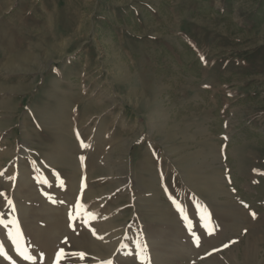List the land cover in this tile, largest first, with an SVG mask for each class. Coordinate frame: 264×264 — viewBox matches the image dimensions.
I'll use <instances>...</instances> for the list:
<instances>
[{
    "label": "rangeland",
    "instance_id": "rangeland-1",
    "mask_svg": "<svg viewBox=\"0 0 264 264\" xmlns=\"http://www.w3.org/2000/svg\"><path fill=\"white\" fill-rule=\"evenodd\" d=\"M0 218V264H264V0H0Z\"/></svg>",
    "mask_w": 264,
    "mask_h": 264
},
{
    "label": "snow or ice",
    "instance_id": "snow-or-ice-1",
    "mask_svg": "<svg viewBox=\"0 0 264 264\" xmlns=\"http://www.w3.org/2000/svg\"><path fill=\"white\" fill-rule=\"evenodd\" d=\"M8 203L11 204L12 202L9 201ZM173 203L176 204L177 208L180 209V210L182 211V207H181V205H180L175 199H173ZM76 207H77V208H83L84 206H83L82 204H78V205H76ZM87 214H88L87 212L84 213V215H87ZM91 215L94 216V215H96V214L93 213V214H91ZM251 215H252L253 217H255V216H256V213L253 212V213H251ZM185 219H187V217H185ZM201 219H202V220L207 219V223H205L204 227H205L206 229H209V234H212V232H214L215 229H214V227L209 228V224L211 223L210 214L208 215V217H204V216H202ZM9 223H11V224H13V225H16V227H17V233H16V236H19V235H20V232H19L18 221H15V220H14V221H11V222H6L4 219L0 218V224H2L4 228L8 229V228H9ZM8 235H9V236H12L13 241L16 242V236H13V233H12L11 230H9ZM193 236H194V238L196 239L197 243H199V237L195 234V232H193ZM234 242H235V241H233V243H234ZM225 247H228V245L226 244ZM0 251H2V249H0ZM17 251L20 252V254H21V255L24 257V259H26V260H35V257H34V256L29 255V254H28L27 252H25V251H22V250L20 249V246H19L18 243H17ZM61 255H63V250H62V249H61L60 253H59L58 256H57V260L60 259V256H61ZM80 256L83 258L84 254H83V253H80ZM142 259H144L143 256H142ZM105 264H111V262L108 261V262H105Z\"/></svg>",
    "mask_w": 264,
    "mask_h": 264
},
{
    "label": "bare ground",
    "instance_id": "bare-ground-1",
    "mask_svg": "<svg viewBox=\"0 0 264 264\" xmlns=\"http://www.w3.org/2000/svg\"><path fill=\"white\" fill-rule=\"evenodd\" d=\"M94 236V235H93Z\"/></svg>",
    "mask_w": 264,
    "mask_h": 264
}]
</instances>
